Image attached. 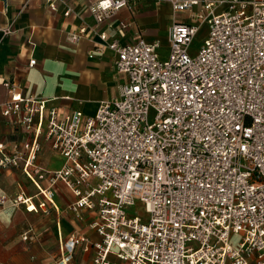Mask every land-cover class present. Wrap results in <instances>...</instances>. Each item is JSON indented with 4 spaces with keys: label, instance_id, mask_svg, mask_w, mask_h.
<instances>
[{
    "label": "built area",
    "instance_id": "obj_1",
    "mask_svg": "<svg viewBox=\"0 0 264 264\" xmlns=\"http://www.w3.org/2000/svg\"><path fill=\"white\" fill-rule=\"evenodd\" d=\"M44 1L56 10L57 0ZM169 1L189 21L172 23L166 58L158 42L98 34L123 82L94 115L2 83L0 113L26 139L0 142V171L21 169L37 192L2 196L0 206L48 213L63 184L72 212L95 214L89 227L100 241L71 235L60 264L78 247L94 250L90 264H264V0ZM127 7L131 0H98L90 12L102 24ZM44 144L61 168L39 165Z\"/></svg>",
    "mask_w": 264,
    "mask_h": 264
},
{
    "label": "crops",
    "instance_id": "obj_2",
    "mask_svg": "<svg viewBox=\"0 0 264 264\" xmlns=\"http://www.w3.org/2000/svg\"><path fill=\"white\" fill-rule=\"evenodd\" d=\"M98 0H57L51 10L44 0H0V103L8 95L5 80L17 81L25 95L50 99L49 104L80 110L94 115L102 101L119 96L123 77L115 67L116 54L101 46L98 36L133 44L139 39L160 44L162 58L169 55V29L177 21H189V13L175 14L169 0H131L113 17L97 24L90 6ZM72 10L69 17L65 11ZM125 25V26H124ZM11 28L5 35L1 29ZM86 29L80 42L68 41L70 34ZM207 35L206 27L198 34L196 51ZM36 64L29 66L30 60ZM22 129L12 125L0 113V142L11 148L23 141ZM39 165L46 170L61 168L64 160L48 144L39 154ZM44 181L42 185L47 186ZM21 192H37L21 169L0 171V198ZM35 199V203H38ZM73 195L63 184L56 190L55 208L46 212H28L24 206H0V264H60L67 256L64 243L73 234L85 235L92 242L100 236L90 229L94 213L82 211L79 217L70 210ZM28 235L30 240H24ZM94 250L78 247L65 264H90Z\"/></svg>",
    "mask_w": 264,
    "mask_h": 264
}]
</instances>
